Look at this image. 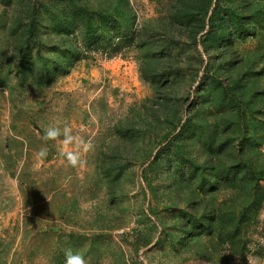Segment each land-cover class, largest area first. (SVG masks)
I'll return each instance as SVG.
<instances>
[{"label": "rangeland", "instance_id": "obj_1", "mask_svg": "<svg viewBox=\"0 0 264 264\" xmlns=\"http://www.w3.org/2000/svg\"><path fill=\"white\" fill-rule=\"evenodd\" d=\"M259 171L264 0H0V264H264Z\"/></svg>", "mask_w": 264, "mask_h": 264}, {"label": "clouds", "instance_id": "obj_2", "mask_svg": "<svg viewBox=\"0 0 264 264\" xmlns=\"http://www.w3.org/2000/svg\"><path fill=\"white\" fill-rule=\"evenodd\" d=\"M42 139L45 142H58L61 160L66 161L67 165L72 168H83L86 164L83 156L94 147L91 140H86L81 135L75 134L70 124L59 120L44 128ZM47 155V149L42 148L36 153V159L42 163ZM64 256V264H87L84 256L72 249H67Z\"/></svg>", "mask_w": 264, "mask_h": 264}, {"label": "trees", "instance_id": "obj_3", "mask_svg": "<svg viewBox=\"0 0 264 264\" xmlns=\"http://www.w3.org/2000/svg\"><path fill=\"white\" fill-rule=\"evenodd\" d=\"M91 33H92L91 35L94 34L93 36L95 37L94 39H92V37H91V41H92V42H93L95 39H100L99 36L96 34V33H97V32H96V29H93V31H91ZM99 41H100V40H98V43H99ZM86 42H88V41H86ZM121 43H123V42L121 41ZM121 43H118L117 45H120ZM113 50H115V51L118 50V46H116L115 49H113ZM256 174L259 175V176H261V177H264V173H263V172H260V171H259V172H257Z\"/></svg>", "mask_w": 264, "mask_h": 264}]
</instances>
